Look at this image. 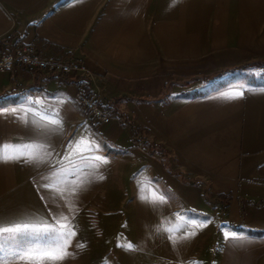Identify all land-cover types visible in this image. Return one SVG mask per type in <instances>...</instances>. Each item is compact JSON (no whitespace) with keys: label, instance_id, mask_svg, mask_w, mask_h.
Returning a JSON list of instances; mask_svg holds the SVG:
<instances>
[{"label":"crops","instance_id":"0c3cea01","mask_svg":"<svg viewBox=\"0 0 264 264\" xmlns=\"http://www.w3.org/2000/svg\"><path fill=\"white\" fill-rule=\"evenodd\" d=\"M25 44L83 70L0 72V147L42 157L0 162L3 227L67 224L78 264H264V0H0Z\"/></svg>","mask_w":264,"mask_h":264},{"label":"snow or ice","instance_id":"6c2138e0","mask_svg":"<svg viewBox=\"0 0 264 264\" xmlns=\"http://www.w3.org/2000/svg\"><path fill=\"white\" fill-rule=\"evenodd\" d=\"M244 95L243 92L229 94L227 98L238 99ZM43 119V117H41ZM52 124H60L59 120L50 121ZM34 145H23L15 148L10 145L0 147V162L20 161L25 163L39 162L42 157L32 151ZM101 163H107L102 157H95ZM161 202L163 198L161 197ZM66 219V218H65ZM4 221L0 218V264H10L14 259H24L29 264H44L45 261L64 260L69 253L67 247L71 242V237L75 232L70 230V226L61 223L59 228L30 229L27 226L3 227ZM65 229H69L65 231ZM169 231H171L169 229ZM195 233H192L194 235ZM28 243L21 247L20 242ZM83 247V245H79ZM126 251L135 250L131 243L123 245ZM9 249H13L9 254Z\"/></svg>","mask_w":264,"mask_h":264},{"label":"built area","instance_id":"2783aa9c","mask_svg":"<svg viewBox=\"0 0 264 264\" xmlns=\"http://www.w3.org/2000/svg\"><path fill=\"white\" fill-rule=\"evenodd\" d=\"M15 65L27 71L42 72L59 78L76 75L83 70V64L79 60L43 59L31 44L15 45L0 51V72L10 71ZM76 100L81 105L85 116L93 123L106 124L111 121V116L103 109L100 100L90 93L80 90Z\"/></svg>","mask_w":264,"mask_h":264},{"label":"trees","instance_id":"16d2710c","mask_svg":"<svg viewBox=\"0 0 264 264\" xmlns=\"http://www.w3.org/2000/svg\"><path fill=\"white\" fill-rule=\"evenodd\" d=\"M34 46V48L37 50V52H38V48H37V46H35V45H33ZM38 54H40L39 52H38ZM263 64V62H259V61H257V62H252V63H247V64H244V65H241V66H239V67H236L234 70H245V69H248V68H252V67H258V66H260V65H262ZM78 85L80 86L81 84L80 83H78ZM105 103V102H104ZM103 109L105 110H110L111 108L109 107V105H107V104H105L104 105V107H103ZM110 114H111V118H114V119H118V118H120V119H122V120H124V123H128V121L125 119V117H124V115H118V113L117 112H110ZM223 199V198H225L226 200H227V203L231 200V197L230 196H227V197H220V199ZM261 205H264L263 203L261 204ZM226 206V205H225ZM224 206V207H225ZM242 214H243V209H242Z\"/></svg>","mask_w":264,"mask_h":264},{"label":"rangeland","instance_id":"374dc122","mask_svg":"<svg viewBox=\"0 0 264 264\" xmlns=\"http://www.w3.org/2000/svg\"><path fill=\"white\" fill-rule=\"evenodd\" d=\"M28 242L27 241H21V247H24ZM79 261L78 260H60V261H45L44 264H78ZM10 264H29L28 261L24 260V259H14L12 261H10Z\"/></svg>","mask_w":264,"mask_h":264}]
</instances>
